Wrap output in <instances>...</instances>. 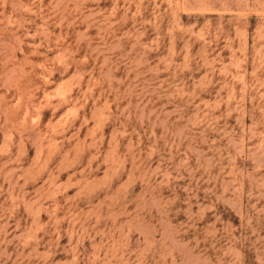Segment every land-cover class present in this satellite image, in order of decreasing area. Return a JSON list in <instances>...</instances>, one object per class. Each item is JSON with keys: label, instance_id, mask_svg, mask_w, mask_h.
I'll use <instances>...</instances> for the list:
<instances>
[{"label": "rangeland", "instance_id": "rangeland-1", "mask_svg": "<svg viewBox=\"0 0 264 264\" xmlns=\"http://www.w3.org/2000/svg\"><path fill=\"white\" fill-rule=\"evenodd\" d=\"M0 264H264V0H0Z\"/></svg>", "mask_w": 264, "mask_h": 264}]
</instances>
